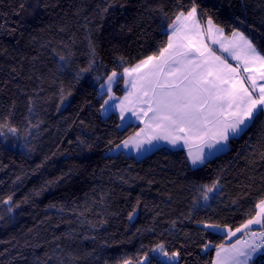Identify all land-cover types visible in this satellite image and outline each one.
Segmentation results:
<instances>
[{
    "label": "trees",
    "instance_id": "1",
    "mask_svg": "<svg viewBox=\"0 0 264 264\" xmlns=\"http://www.w3.org/2000/svg\"><path fill=\"white\" fill-rule=\"evenodd\" d=\"M192 3L0 0V264H171L152 251L158 244L180 253L174 264H213L227 236L201 222L234 229L254 213L264 199V115L196 168L183 149L107 154L139 126L102 116L101 83L157 53ZM195 4L202 22L210 16L264 52V0ZM61 89L71 93L63 103ZM114 91L124 94L123 79ZM216 179L222 187L205 204L201 186Z\"/></svg>",
    "mask_w": 264,
    "mask_h": 264
},
{
    "label": "snow or ice",
    "instance_id": "2",
    "mask_svg": "<svg viewBox=\"0 0 264 264\" xmlns=\"http://www.w3.org/2000/svg\"><path fill=\"white\" fill-rule=\"evenodd\" d=\"M108 7L111 4L104 12ZM168 27L170 34L157 53L106 76L100 85L101 93L107 96L102 99L101 111L118 109L121 121L130 122L135 117L144 125L134 136L117 145L118 148L134 147L140 152L145 145L151 148L161 142L172 148L184 147L191 166L196 168L206 164L210 155L227 148L232 138L264 115V52L241 31L233 30L229 39L210 16L201 23L195 0L186 11H178ZM205 37L219 44V51L227 52L237 63L233 65L218 55L205 43ZM90 47L94 55L91 43ZM120 62L124 63L123 58ZM94 63L90 61L89 67L81 71H90ZM120 79L128 89L122 98L113 95V86ZM67 95L61 89V103ZM8 131L16 133L17 129L9 127ZM260 157L264 159V151ZM220 187L219 179L201 186L205 204L213 198L210 194L217 193ZM4 202L10 204L11 197ZM254 209L234 229L210 221L201 222L210 232H225L227 240L237 237L238 233L247 237H237L231 244L225 241L215 245L213 264H256L258 258L264 261V199L255 203ZM7 211L12 212V208ZM135 212L133 209L129 220ZM210 246L205 245V250ZM152 251L160 252L171 264L180 255L178 251L169 253L163 244ZM148 259L145 256L138 264ZM124 264L132 262L125 260Z\"/></svg>",
    "mask_w": 264,
    "mask_h": 264
},
{
    "label": "rangeland",
    "instance_id": "3",
    "mask_svg": "<svg viewBox=\"0 0 264 264\" xmlns=\"http://www.w3.org/2000/svg\"><path fill=\"white\" fill-rule=\"evenodd\" d=\"M201 23H203V22H201ZM224 35L226 36V37H228L229 39H231V35H227L226 34V32L224 31ZM227 41V40H226ZM228 42V41H227ZM214 50H216L219 54H225V52H220L219 51V44H214ZM123 84H124V81H123ZM123 87H124V89H125V92H124V94H122V95H118V94H116L115 93V91H114V88H115V86L113 87V95L114 96H116V97H118V98H122L125 94H126V92L128 91V89L125 87V84L123 85ZM105 99H107V96L105 95ZM111 113H117V114H119V110L118 109H113V110H109L107 113H104V112H102V116L104 117V118H107ZM128 115H130V114H128ZM133 118V117H132ZM126 120H127V117H126ZM127 122L126 121H121V127L122 128H124L125 126V124H126ZM136 132H138V131H136ZM135 132V133H136ZM135 133H133L131 136H134L135 135ZM122 143H120L119 145H121ZM156 148H158V147H148L147 145H145L142 149H141V151L140 152H137L136 150H135V148L134 147H129V148H127V149H124L123 147H117V146H115L114 148H112V149H110L108 152H107V154L108 155H118V154H120V153H122V152H126V154H128V155H131V154H134L137 158H139V157H141V155L140 154H144V156H146V155H148V154H150V153H152L153 151H155L156 150ZM220 233H225V232H223V231H219ZM245 237V236H244ZM245 239H247V237H245ZM164 258L166 259L167 257H165L164 256ZM132 264H135V263H132Z\"/></svg>",
    "mask_w": 264,
    "mask_h": 264
},
{
    "label": "crops",
    "instance_id": "4",
    "mask_svg": "<svg viewBox=\"0 0 264 264\" xmlns=\"http://www.w3.org/2000/svg\"><path fill=\"white\" fill-rule=\"evenodd\" d=\"M201 22H202V21H201ZM168 33L170 34V29L168 30ZM218 39H222V38H219V37H218ZM222 42L227 43L226 40H222ZM205 43H207L208 46L214 50V48H213V47H214V44L212 43V39H211V38H209V37H205ZM217 54H218V55H222L223 57L227 58L228 61H229V63H232L233 65H235V64L237 63L235 60H232V59L229 57V55H228L227 52H225V54H219V53L217 52ZM170 78H171V77H170ZM117 83H118V82H117ZM117 83H116L114 86H116ZM123 85H124V84H123ZM114 86H113V87H114ZM100 92H101V91H100ZM101 94H102V93H101ZM118 115H119V114H118ZM129 124L138 125L139 128H138L136 131H139L141 128L144 127V125H143L142 123H140V121L136 120L135 117H133V118L131 119V121H130V122H127L124 126H127V125H129ZM250 125H251V124H250ZM250 125H249V126H250ZM246 129H247V128H246ZM246 129H245V130H246ZM245 130H244V131H245ZM241 134H242V133H241ZM241 134H240V135H241ZM240 135H239V136H240ZM237 137H238V136H237ZM156 147H158V148H160V147H168V148H171V149H183V150H185V152H186V154H187V149H186V148H184V147L172 148L171 146H169V145H167L166 143H163V142L157 144ZM158 148H156V149H158ZM228 149H229V146H228L227 148L223 149L222 151H217V152H215L214 154H212V155L209 156L208 160H210V159H212V158H214V157H216V156H218V155H221V154L227 152ZM122 153H125V154H126L125 151L122 152ZM127 155H128V154H127ZM140 155H141V157H139V158H137L134 154H131L130 156H134V157L137 158V159H141V158L145 157L144 154H140ZM189 162H190V161H189ZM200 166H202V165H200ZM200 166H198V167H200ZM257 230H259V229L257 228ZM237 237H242L243 239H245V237H244L243 234H241V233H238V234H237ZM237 237H233L232 240H227V242H228L227 244L234 243ZM215 259H216V255H215Z\"/></svg>",
    "mask_w": 264,
    "mask_h": 264
}]
</instances>
